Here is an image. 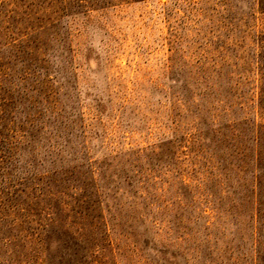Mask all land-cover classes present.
I'll use <instances>...</instances> for the list:
<instances>
[{"label": "rangeland", "instance_id": "374dc122", "mask_svg": "<svg viewBox=\"0 0 264 264\" xmlns=\"http://www.w3.org/2000/svg\"><path fill=\"white\" fill-rule=\"evenodd\" d=\"M0 264H264V0H0Z\"/></svg>", "mask_w": 264, "mask_h": 264}]
</instances>
